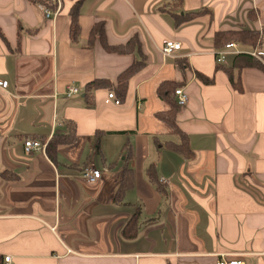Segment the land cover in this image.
I'll return each mask as SVG.
<instances>
[{"label": "crops", "instance_id": "obj_1", "mask_svg": "<svg viewBox=\"0 0 264 264\" xmlns=\"http://www.w3.org/2000/svg\"><path fill=\"white\" fill-rule=\"evenodd\" d=\"M76 1L62 0L47 19L38 8L44 0H0L8 42L0 39V79L8 83L0 88V264L5 256L13 264H264V66L243 68L237 92L224 70L232 72L235 56L216 70L223 48L214 40L222 31L262 32L264 0H183L182 12L212 15L179 29L160 10L168 0H82L73 42ZM97 22L108 45L136 35L146 57L119 106L105 103L106 87L89 106L85 86L115 82L139 56L108 54L99 42L88 48ZM164 41L181 48L164 57ZM196 73L214 83L202 84ZM164 80L183 81L188 102L176 123L191 159L166 147L180 137L154 117L166 109L156 95ZM69 87L78 93L66 98ZM71 123L73 144L51 156L26 153L25 141L47 145ZM90 166L101 178L86 184L79 176ZM150 166L162 192L149 181ZM125 169L133 185L117 203ZM137 210V236L126 239L122 230Z\"/></svg>", "mask_w": 264, "mask_h": 264}, {"label": "trees", "instance_id": "obj_2", "mask_svg": "<svg viewBox=\"0 0 264 264\" xmlns=\"http://www.w3.org/2000/svg\"><path fill=\"white\" fill-rule=\"evenodd\" d=\"M45 2V1H44ZM82 0H77L72 9L70 10V38L71 41L75 42L78 40L79 35V25L78 17L79 11L78 7ZM183 0H168L160 8L162 13L168 14L171 18L173 27L179 29L183 26L191 24L199 16L212 12L208 9H203L199 12H182ZM251 18L255 19L253 12L249 14ZM262 30V36L259 31L256 30H246L237 29L230 31L218 32L215 35V43L218 49L223 48L228 43H239L242 46L249 47L251 49L255 48L259 43L260 47L264 49V25ZM0 39H2L7 45L8 42L4 37L0 29ZM96 42H99L102 48L108 54H116L121 56H135L138 55L139 59L135 60L130 64L125 70H123L115 82L109 80H95L88 83L85 86V99L87 104L92 105L93 93L99 88H109L111 92L115 95V98L122 102L125 99L127 86L129 80L140 72L146 66V57L142 54V46L139 38L135 35L129 39L124 44L117 46H110L106 42L104 23L97 22L91 29L89 38L87 40V47L92 48ZM235 63L233 69L230 72L228 69H224L229 75V79L232 87L239 93L243 91L240 83V71L245 67H251L257 64V62L247 54H240L235 56ZM241 60H244L243 63ZM179 67L182 72L187 68L185 60H179ZM223 67L221 65H216V70H221ZM236 69V78L234 77V71ZM196 78L204 85H212L214 83L212 78H207L202 74L196 73ZM183 82V81H182ZM182 82H177L175 80H164L159 83L156 88L157 97L166 105V109L163 111L156 112L154 117L161 122L166 131L170 134H176L180 137V143H168L167 148L182 154L186 159H191L193 153L189 148L187 136L179 129L176 123V117L180 107L177 104L175 91L183 86ZM69 131L66 135L55 136L46 145V152L48 155H52L54 149L56 150L61 146H68L73 144L75 141V126L73 123L69 124ZM125 150V149H123ZM149 181L157 185L159 191L162 192V186L158 184L154 166H150L147 171ZM133 185L132 172L129 169H125L123 172V177L120 182V186L115 194V202L119 203L122 200L124 193L129 190ZM141 218V213L137 210L132 217L127 221L125 227L122 230V235L126 239H134L137 236L139 221Z\"/></svg>", "mask_w": 264, "mask_h": 264}, {"label": "built area", "instance_id": "obj_3", "mask_svg": "<svg viewBox=\"0 0 264 264\" xmlns=\"http://www.w3.org/2000/svg\"><path fill=\"white\" fill-rule=\"evenodd\" d=\"M44 4H39L38 8L42 11L43 15L47 19H54L62 5V0H44ZM47 5V6H46ZM53 5L55 9L52 11L50 10L49 6ZM260 35L262 36V32L260 31ZM181 48V44L179 42H173V41H164L163 46L161 48V54L164 57H170L172 56L173 52L179 51ZM229 54H232L234 56L240 55V54H247L251 58H253L255 61H258L260 64L264 66V49L260 47L259 43L257 46L253 49H251L249 52H241L238 49L237 43H228L226 44L223 49L215 54L216 62L217 64H223L225 61V57ZM8 83L0 79V88H7ZM78 93V90L74 87H69L67 89V92L65 93L66 98H70L71 96ZM175 96L177 100V104L179 107L186 106L188 102V97L183 91V89H177L175 91ZM106 104H114L115 106L121 105V102L115 98V95L113 92H109L107 94ZM24 148L27 154H30L31 152H41L45 153L46 150V144H42L39 141L35 140H27L24 143ZM101 178V172L96 170L94 167L90 166L86 168L82 174L79 176V180L86 184H92L95 183L97 180ZM3 264H13L12 257L5 256L3 258ZM216 264H244V262L239 260H230L225 261L223 259L219 260Z\"/></svg>", "mask_w": 264, "mask_h": 264}, {"label": "rangeland", "instance_id": "obj_4", "mask_svg": "<svg viewBox=\"0 0 264 264\" xmlns=\"http://www.w3.org/2000/svg\"><path fill=\"white\" fill-rule=\"evenodd\" d=\"M241 49H243V47Z\"/></svg>", "mask_w": 264, "mask_h": 264}]
</instances>
